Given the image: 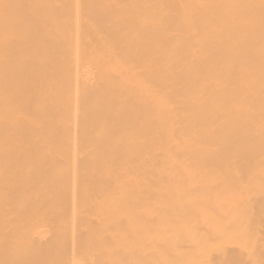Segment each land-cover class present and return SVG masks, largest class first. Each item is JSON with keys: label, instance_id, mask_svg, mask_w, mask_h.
<instances>
[{"label": "bare ground", "instance_id": "1", "mask_svg": "<svg viewBox=\"0 0 264 264\" xmlns=\"http://www.w3.org/2000/svg\"><path fill=\"white\" fill-rule=\"evenodd\" d=\"M0 264H264V0H0Z\"/></svg>", "mask_w": 264, "mask_h": 264}]
</instances>
